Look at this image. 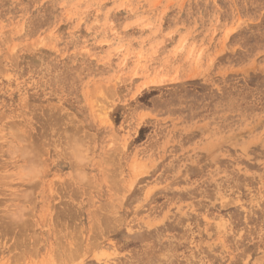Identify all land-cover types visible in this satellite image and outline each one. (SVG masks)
<instances>
[{"label":"rangeland","instance_id":"374dc122","mask_svg":"<svg viewBox=\"0 0 264 264\" xmlns=\"http://www.w3.org/2000/svg\"><path fill=\"white\" fill-rule=\"evenodd\" d=\"M0 264H264V0H0Z\"/></svg>","mask_w":264,"mask_h":264}]
</instances>
